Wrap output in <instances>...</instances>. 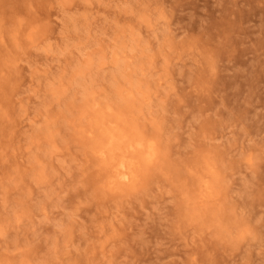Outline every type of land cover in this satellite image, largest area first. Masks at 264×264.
I'll list each match as a JSON object with an SVG mask.
<instances>
[{
    "label": "rangeland",
    "instance_id": "374dc122",
    "mask_svg": "<svg viewBox=\"0 0 264 264\" xmlns=\"http://www.w3.org/2000/svg\"><path fill=\"white\" fill-rule=\"evenodd\" d=\"M211 4L72 0L62 7L51 34L38 45L35 64L25 67L28 75L13 72L0 91V187L15 188L23 198L34 197L39 185L45 223L52 219V206L76 219L80 190L55 186L48 164L59 158L61 167H71L57 136L63 135L59 117L71 93L96 116L101 134L114 137L122 117L110 99L94 94L93 86L97 74L108 73L128 82V98L138 99L158 128L161 118L167 121L170 143L183 139L186 151L203 146L207 172L215 180L203 179L196 195L203 206H216L224 230L256 231L264 224V9L252 2L249 10L245 0L234 5L225 0L222 8ZM31 7L28 0H0V22L23 28ZM201 19L211 21V46L200 44L199 36L175 40L173 24L198 29ZM146 34L151 36L148 47L141 43ZM185 73L187 87L181 91L176 79ZM230 208L240 210L232 214ZM122 222L114 220L113 230L119 231ZM259 237L257 232L253 242L227 249L206 244L192 255L191 264H199L200 252L206 264H224L225 259L228 264H264ZM159 243L166 244L163 237Z\"/></svg>",
    "mask_w": 264,
    "mask_h": 264
},
{
    "label": "clouds",
    "instance_id": "9594fccd",
    "mask_svg": "<svg viewBox=\"0 0 264 264\" xmlns=\"http://www.w3.org/2000/svg\"><path fill=\"white\" fill-rule=\"evenodd\" d=\"M71 2L28 0L32 7L23 28L0 22V91L13 72L28 75L25 67L38 59L35 52L40 41L51 34L56 16ZM97 2L103 5L104 0ZM224 2L212 0L211 7L222 8ZM228 2L234 5L238 0ZM252 2L257 9H264V0H245L249 10ZM231 20H235L234 15ZM172 27L177 41L199 36L200 44L212 45L207 31L209 19H201L198 29L195 25L183 27L179 21ZM150 40L146 34L141 43L148 47ZM93 86L94 94L110 99L122 117L114 137L101 134L96 116L71 93L59 117L63 135L57 134L61 155L71 167H61L59 158L48 164L55 186L63 189L74 185L80 190L75 208L79 215L73 220L68 214L61 215L60 206H52L48 210L52 219L45 223L40 215L43 204L39 185L34 197L26 194L23 198L15 188L0 187V264H191L192 255L206 244L218 243L226 249L237 243L249 244L257 232L264 240V224L256 231L226 232L217 222L216 206L199 202L196 191L202 180H215L207 172L203 146L199 151H186L183 139L170 143L167 121L161 118L158 128L140 101L128 98L127 81L118 82L103 73L94 77ZM176 87L181 91L187 87L186 73L177 76ZM149 140L157 146L151 161L144 152L131 150ZM122 162L128 163L126 173L121 172ZM239 210L228 211L235 214ZM114 220L123 221L119 231L112 228ZM161 237L164 246L159 243ZM199 254V264H206L203 253ZM224 255L227 257V250ZM224 264H228L227 259Z\"/></svg>",
    "mask_w": 264,
    "mask_h": 264
},
{
    "label": "bare ground",
    "instance_id": "6f19581e",
    "mask_svg": "<svg viewBox=\"0 0 264 264\" xmlns=\"http://www.w3.org/2000/svg\"><path fill=\"white\" fill-rule=\"evenodd\" d=\"M154 146H155L154 143L150 142V141H147V143L140 142V143H137L136 145H134L132 147V150L133 151L140 150L142 152H145V154H146L145 158L150 161V160L153 159V156L156 154ZM127 167H128V163L127 162H122L121 163V172L122 173H126Z\"/></svg>",
    "mask_w": 264,
    "mask_h": 264
}]
</instances>
